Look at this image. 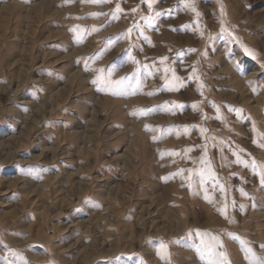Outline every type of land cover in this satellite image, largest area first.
<instances>
[{
  "label": "rangeland",
  "instance_id": "rangeland-1",
  "mask_svg": "<svg viewBox=\"0 0 264 264\" xmlns=\"http://www.w3.org/2000/svg\"><path fill=\"white\" fill-rule=\"evenodd\" d=\"M149 3L0 0V264L264 257V0Z\"/></svg>",
  "mask_w": 264,
  "mask_h": 264
},
{
  "label": "snow or ice",
  "instance_id": "snow-or-ice-1",
  "mask_svg": "<svg viewBox=\"0 0 264 264\" xmlns=\"http://www.w3.org/2000/svg\"><path fill=\"white\" fill-rule=\"evenodd\" d=\"M92 2L94 3H97V4H102V3H107L108 0H92ZM144 2L147 4L148 7H151V4L149 3V0H144ZM157 2H159V0H157ZM119 11V10H118ZM133 11H135V9H133ZM193 11H195V8H193ZM168 14L170 15L171 12L169 11ZM94 15H104L103 13H95ZM163 15V13H162ZM135 27H139V25L137 24ZM175 30V29H173ZM132 32V29L130 28L128 30V33H125V34H121V38H127L128 34H130ZM127 51V50H126ZM190 51H194V50H190ZM245 51H247V49H245ZM249 55H251V53H249ZM162 61L164 60H167V57H164V58H161ZM151 68V65H144V69L147 71L148 69ZM158 71V69H157ZM163 71L167 74L171 71V69L169 68H165L163 69ZM196 73L195 71L193 72V76H195ZM166 79V89L167 90H170V91H174V90H179L177 89L175 86H174V83L173 81H175L176 83H181L179 78L178 77H175V75L173 74L172 78L171 79H168L167 76L165 77ZM128 80H129V77H124V78H121V80L119 81H103V87L105 88H109V89H112V94L113 95H123V94H135L136 92L139 91L140 87H141V84H142V81L140 79H136L134 83H131L129 84L128 83ZM100 82V78L97 77L95 78L92 83L94 84H98ZM184 85L181 83V87H183ZM150 94H155V93H150ZM169 105H171V107L169 108ZM165 107L166 108H169V111L174 113L175 111L177 110H183L184 108L186 107H189L188 105H184L182 103H179V102H166L165 103ZM190 107L192 109H197V104L196 103H193L192 105H190ZM235 110V109H233ZM217 111L219 112L220 109L219 107H217ZM145 114H148L146 111L142 110L141 111V115H145ZM241 114L242 113V110H241ZM216 119H219V117H216ZM180 127H183L184 130L187 132L190 128V126H180ZM200 131L203 133L205 131V129L201 128ZM179 134V133H178ZM192 149H188V151H191ZM240 160H239V157L237 158V163H239ZM203 163H207L206 161L205 162H202ZM247 166V165H246ZM179 171H184V170H179ZM203 172L204 173H207L208 172V169H203ZM215 177H209L208 179V183H211L212 180H214ZM262 184H264V177H262ZM166 247V246H164ZM264 247V246H262ZM247 251L251 254V261H252V264H264V257H257L255 255V253L252 252V250L249 248L247 249ZM212 255L215 257L218 255V253H212ZM211 264H225V261L224 260H218V259H213L211 261Z\"/></svg>",
  "mask_w": 264,
  "mask_h": 264
},
{
  "label": "bare ground",
  "instance_id": "bare-ground-1",
  "mask_svg": "<svg viewBox=\"0 0 264 264\" xmlns=\"http://www.w3.org/2000/svg\"><path fill=\"white\" fill-rule=\"evenodd\" d=\"M44 2V1H43ZM39 5H42L41 3H39ZM43 5H44V3H43ZM42 7V6H41ZM255 74V73H254Z\"/></svg>",
  "mask_w": 264,
  "mask_h": 264
}]
</instances>
